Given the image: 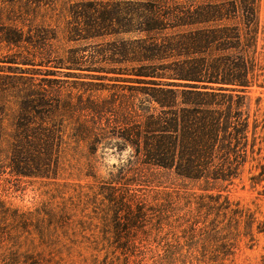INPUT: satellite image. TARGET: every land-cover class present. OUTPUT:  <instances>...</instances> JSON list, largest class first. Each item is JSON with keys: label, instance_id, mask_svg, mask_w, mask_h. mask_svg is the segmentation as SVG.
I'll list each match as a JSON object with an SVG mask.
<instances>
[{"label": "trees", "instance_id": "1", "mask_svg": "<svg viewBox=\"0 0 264 264\" xmlns=\"http://www.w3.org/2000/svg\"><path fill=\"white\" fill-rule=\"evenodd\" d=\"M94 2L89 4L93 10H116L109 29L91 26L83 34L69 29L66 40L112 35L109 67L92 61L84 65L72 48L61 55L40 51L37 63L20 51L0 50V173L56 176L66 137L96 135L78 121V113L101 112L104 106L90 96L82 105L79 96L75 101L56 85L59 79L47 75L58 72L51 67L67 69V76L75 75L73 70L103 71L109 73L111 91L109 131L130 149L120 175L106 181L115 234L141 227L153 216L159 224L174 212L184 238L174 245L177 252L185 246L198 253L199 261L222 264L233 257L239 241L251 248L264 233V212L231 201L225 190L251 164L248 180L264 194V108L250 118L245 94L254 82L264 88V43L259 47L264 25L257 0ZM123 9L124 18L117 13ZM15 19L0 10L3 47L45 45L47 36L33 39ZM18 64L43 68L28 72ZM37 72L44 77L37 79ZM153 170L181 182H155ZM131 184L170 190L153 207L137 195L139 188L129 191ZM195 185L202 192L196 193ZM22 217L0 200V222ZM61 217L66 223L68 216ZM37 233L43 239L40 229ZM32 249L9 248L0 253V264H48L52 259L37 246Z\"/></svg>", "mask_w": 264, "mask_h": 264}, {"label": "rangeland", "instance_id": "2", "mask_svg": "<svg viewBox=\"0 0 264 264\" xmlns=\"http://www.w3.org/2000/svg\"><path fill=\"white\" fill-rule=\"evenodd\" d=\"M94 1L47 0L36 4L27 0H0L2 14L16 18V24L24 32H30L33 39L48 37L41 48L39 45L27 44L8 51L0 44L1 52L20 51L23 56L37 63L40 51L61 55L67 54L66 50L72 48L77 50L76 56H82L84 65L92 61L96 62L94 66L109 67L107 58L109 40L114 38L112 35L66 40L69 29H77L82 34L91 26L100 25L109 29V25L114 22L110 16L116 10H93L89 4ZM257 8L260 25L263 26L264 0H257ZM117 13L124 18V9L117 10ZM263 43L260 37L259 47ZM17 66L28 72H32L33 68H43L29 64ZM51 69L58 72L47 76L59 79L56 85H62L75 101L79 96L81 104L86 105L87 97L90 96L104 108L97 113L87 109L78 113V121L84 126H91L96 135L78 140L66 137L61 147L56 176L17 177L0 173V200L23 216L19 221L8 218L0 222V253L7 252L9 248L32 251L34 245L45 256L52 257L48 264H212L199 261L198 253L193 251L191 254L185 246L177 252L174 245L182 244L184 238L181 236L182 227L177 226L175 220L177 213L174 212L166 213L169 217L159 224V220L153 216L141 227H132L128 233L122 231L115 234L109 207L111 204L105 199L111 184L106 181H111V174L120 175L130 149L109 131V73L83 69L70 71L76 74L67 76L66 72L69 71L65 68ZM92 74L97 76L91 78ZM26 75L30 73L26 72ZM34 76L38 79L44 74L37 72ZM245 94L250 118L259 116L264 108V88L254 82L248 86ZM250 167L251 164L244 166L239 177L226 187L225 194L231 201L257 208L263 213L264 194L261 186H251L248 180ZM153 171L156 173L155 182H181L171 175ZM120 184L114 183V186ZM188 186L192 187V184ZM129 188L131 192L139 188L137 195L153 207L160 203L162 193L170 190L135 184L129 185ZM193 190L202 192L197 185L193 186ZM64 214L68 216L66 223L60 218ZM37 229L44 233L43 239L39 238ZM124 236L128 237V241ZM222 264H264V233L257 236L251 248L245 240L239 241L233 257Z\"/></svg>", "mask_w": 264, "mask_h": 264}]
</instances>
